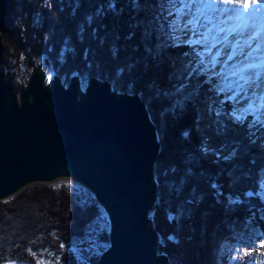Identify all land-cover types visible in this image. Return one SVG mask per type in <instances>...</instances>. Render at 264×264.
<instances>
[{
  "label": "trees",
  "instance_id": "obj_1",
  "mask_svg": "<svg viewBox=\"0 0 264 264\" xmlns=\"http://www.w3.org/2000/svg\"><path fill=\"white\" fill-rule=\"evenodd\" d=\"M102 3L103 0H19L17 9H13L12 19L9 17L10 21L16 19L18 22L15 31H10L15 37L13 49L23 57L22 63L28 71L37 61L41 62L43 69L50 67L53 71L56 68L55 64H59L60 58H63L64 62L59 66V73H55L57 76L96 78L108 82L113 90L119 93L140 97L156 126L161 144L155 167L157 199L151 210L152 222L158 233L157 252L167 255L170 264H218L217 259L226 239L241 236V232L236 236L234 226L239 223L243 225L246 214L253 215L258 211L257 202L260 199L257 195L261 187L257 176L260 167L264 166V160L255 153L243 158L239 163L244 169L251 168L253 176L232 183L234 177L227 174V170L232 165L223 162V153L219 156L209 155L201 158L197 151L201 133L197 129L203 128L209 117L214 115L205 112L204 99L206 96L212 97L208 103L224 99L223 96L217 97L209 92L208 85L201 88L200 98L190 104L186 110L173 111L168 98L162 94L157 97L155 89L150 91L148 88V85L154 82L163 91L170 89L171 84L175 83L168 80L171 69L167 63L159 67L150 63L146 70L141 67L131 74L125 72L117 79L114 75L117 65L122 63L126 56L142 53H133L131 50V45L138 41V34L132 41L124 40V36L129 31L130 16L126 0H121L118 5L125 9L120 16L109 13L97 17V10ZM91 24L95 27V34L89 29ZM115 35L120 37V44L127 45L126 49L122 48L119 52L118 60H113L108 50L109 43ZM101 41L104 43L101 44ZM184 51L188 49L180 47L169 50V53L173 57H179ZM97 64L101 65L102 70L97 69ZM2 67L7 71L20 68V66L12 67L6 61L2 62ZM203 79L204 77L199 78L201 83ZM129 80L136 82L134 89L125 86ZM190 82L196 83L197 77L193 76ZM23 87L20 85L18 88ZM225 108L229 109L230 104L226 103ZM185 131L190 133L188 137L183 135ZM244 133V128H238L234 133H230V137L243 139ZM213 143L218 144L219 140L216 139ZM253 156L258 159L256 165L250 163ZM189 157H193L190 163ZM188 167L192 168L193 176L183 193L177 196L170 190V186L185 175ZM172 169L176 171L173 172ZM235 175H239V170ZM211 181H215L220 187L212 189ZM239 187L240 204L229 207L226 198L230 193L237 197L236 188ZM78 188H81L78 192L83 199L78 197L77 191L65 185L47 190L45 195L50 197L52 210L51 212L48 210L44 219L51 221L45 219L46 221L41 222L40 226L36 221L30 220L31 213L21 221V228H14L13 223L17 221L19 214L15 216L16 211L9 205H0V264H9V262L37 264L41 254L50 255L54 261L59 260L60 264H82L83 262H79V255L82 259H87L88 264H97L100 255L108 247L107 230L100 231L96 236L97 242L103 246L98 255L94 256L89 253L90 251H83L90 249V245L83 246V243H87L86 238L90 228L100 218L102 209L89 191L80 186ZM192 189L198 194L202 193L204 198L189 205L186 201L190 198ZM247 192H252V195H246ZM24 199H18V202ZM39 200L42 199L34 200L37 201L35 204L29 200L28 209L31 210L32 205L41 207ZM44 201L49 202L47 199ZM182 202L186 211L181 216L178 214V205ZM205 215L208 220L204 223ZM232 227L233 230L230 229ZM169 235H174L178 243L169 241L167 239ZM75 243H81L78 256L71 250ZM61 244L64 245V249H61ZM244 264H248L247 259Z\"/></svg>",
  "mask_w": 264,
  "mask_h": 264
},
{
  "label": "water",
  "instance_id": "obj_2",
  "mask_svg": "<svg viewBox=\"0 0 264 264\" xmlns=\"http://www.w3.org/2000/svg\"><path fill=\"white\" fill-rule=\"evenodd\" d=\"M11 0H0V34ZM1 57V40H0ZM161 144L139 96L108 82L78 77L45 83L40 64L14 93L0 70V201L28 186L72 180L106 215L108 247L97 264H170L157 252L148 214L157 199L155 167Z\"/></svg>",
  "mask_w": 264,
  "mask_h": 264
},
{
  "label": "snow or ice",
  "instance_id": "obj_3",
  "mask_svg": "<svg viewBox=\"0 0 264 264\" xmlns=\"http://www.w3.org/2000/svg\"><path fill=\"white\" fill-rule=\"evenodd\" d=\"M120 3L121 0H103L96 16L122 15L125 9L118 7ZM126 3L130 16L129 31L124 40L132 41L138 34V41L131 45V50L142 54L126 56L115 68V77L119 79L125 72L131 74L141 67L146 70L150 63L157 67L167 63L171 69L168 80L175 83L163 91L154 82L148 88L150 91L155 89L157 97L162 94L168 98L173 111H184L197 101L204 85H208V91L215 96H223V100L212 103H208L212 97L204 99L205 112L214 115L209 117L203 128L197 129L201 133L197 151L201 158L223 153V162L232 165L227 170V174L234 177L232 183L252 178L253 170L244 169L239 161L253 153L264 160V51L260 45L252 46V36H247L243 42L237 37H245L248 22L253 19V8L264 13V0H126ZM119 41L120 37L116 35L109 43L108 50L113 60H118L121 49L127 47ZM180 47H186L188 51L179 57L170 55L169 50ZM96 67L102 70L101 65ZM193 76L197 77L194 84L190 82ZM200 77H204L202 83ZM135 83L129 80L125 86L134 89ZM227 102H230V108L226 110ZM238 128L245 129L243 139L231 138L230 133ZM183 135L188 137L190 133L185 131ZM216 139L218 144L213 143ZM192 159L189 157L188 162ZM250 163L256 165L255 156ZM237 170L239 175H235ZM192 176L193 170L188 167L185 175L172 183L170 190L179 196ZM259 176L264 177V166L260 167ZM259 184L264 187V179H260ZM210 186L212 189L220 187L215 181H211ZM245 194L251 196L252 192ZM203 198L202 193L192 189L186 203L191 205ZM226 203L233 207L239 205L240 200L230 193ZM185 211L182 202L178 205V214L182 216ZM167 239L178 243L174 235ZM60 247L64 249L63 244ZM257 252L264 256V239H261ZM246 255L253 258L251 253ZM37 264L53 262L37 259ZM55 264H60V261H55ZM83 264H88V260L84 259ZM257 264H264V260L257 261Z\"/></svg>",
  "mask_w": 264,
  "mask_h": 264
},
{
  "label": "rangeland",
  "instance_id": "obj_4",
  "mask_svg": "<svg viewBox=\"0 0 264 264\" xmlns=\"http://www.w3.org/2000/svg\"><path fill=\"white\" fill-rule=\"evenodd\" d=\"M18 2H19V0H11L10 6L12 8L11 7L9 8L8 25H7V28L5 29V31L0 34V40H1L0 70L3 71V73L8 72L11 74V85H12V88H13L15 94H18L19 90H21V88H18L20 85H23V86L25 85V83L28 79V76L32 70L31 69L28 71L26 69L25 65L22 63L23 57L20 56V54H17L13 49L14 48L13 44H15V37L13 35H11L10 31H12V30L15 31V29H16L15 26H18V22L16 19L10 21L9 17L12 19L13 15H14L13 9H15V10L17 9V3ZM252 21H254L255 24H259V22H262V24H264V13H260V12H257V10H255L253 13V20ZM94 28L95 27L92 26V24H91L89 29L92 33L95 34L96 32H94ZM20 29L22 31L24 30L22 27ZM86 34H88V33H86ZM60 60H61V62H60ZM60 60H59V64H55V67L57 69L55 68V70H53V71H52V69H50V67L43 69L41 62L40 61L36 62L37 64L41 65V69L45 75V83H47V81H49L53 76H56L66 86L69 83L70 78L78 77V76H72V77L68 78L65 75L64 76L63 75L57 76L55 73L56 72L59 73V71H58L59 66H62L63 62H64L63 58H60ZM3 61H6L9 65H12V67L20 66V68L18 67L17 70L7 71L2 67ZM90 79H92V78L88 77V76H84V77L82 76V78H79L83 90L86 88ZM16 85H19V86L17 87ZM110 86H111V84H110ZM111 89L113 90V87H111ZM257 179H259V180L264 179V177H260L259 173H258ZM63 185L68 186L69 188H72L74 191H77L78 197L83 199L82 195L79 194V192H78V189L79 190L81 189V188H78V186L82 187L79 183L72 181V180H57V181L50 183V184H36V185L28 186L25 189L19 191L14 196H12L6 200L0 201V205H2V206H8L9 205V207L11 209L16 211L17 214H15V216H17L19 214L17 217V221H16L17 223L15 221L13 223V224H15V225H13L14 228H21V226H22L21 221L22 220L24 221V219L27 217V214L30 215L31 213L32 214L30 216L31 217L30 220H32L34 222L36 221V223L40 226L41 222H44L46 220L48 222L51 221V219H46V218H45L46 220L44 219V216L46 215L48 210H50V212L52 210V205H50L51 204L50 197L48 195H45V192H47V190H49V189L53 190L54 188H60ZM82 188H84V187H82ZM236 189L238 190L237 197H239L240 196L239 195L240 194L239 193L240 187L236 188ZM257 197H258V199H260L257 202L258 211L255 212L253 215L246 214V216L243 219V225L239 223V224L234 226V228L236 230V236L239 235V232H241L240 233L241 236L240 237H231V238L226 239L225 243L222 245V252L217 259L218 264H222V262H225V264H244L246 259L248 260V264L249 263L250 264H257V261L264 260V256L260 255L257 252V248L260 244L261 239H264V187H261V190L258 192ZM23 198H25L24 200H26V201L22 200V202L19 203L18 199L20 200ZM36 199H42V200H39L40 201L39 204H42L41 207L32 205L30 208L31 210H29L28 207L30 204L28 203V201L32 200L34 202V200H36ZM44 199L49 200V202L44 201ZM251 199H253V198H251ZM35 202H37V201H35ZM35 202H34V204H35ZM26 206H27V208H26ZM38 209L41 211H39ZM36 210H38V211H36ZM35 212L37 214H35ZM148 216L152 220L153 214L151 211L149 212ZM206 220H208L207 215L204 216V219H203L204 223ZM210 223H212V222H210ZM216 224H218V223H216ZM218 226H217V229H219ZM230 229L233 230V227ZM7 230L12 232V230H10V229H7ZM100 231H106L107 237H108V222L106 219V215L103 211H102L100 218L91 226L90 231H89V235L86 238L87 243H83V246H85L86 244L88 246L90 245L89 247L91 250L89 253H91L94 256L98 255L100 252V249L103 248V246L100 245L96 239V236ZM218 233H220L219 230H218ZM195 243H197V242L195 241ZM80 244L81 243H75L71 249L73 251V253L76 254V256H78L77 255L78 250H79V248H81ZM246 253H251L253 258L252 259L247 258ZM79 256H78L79 262H83L84 259H82ZM234 257H235V259H234ZM38 259L49 260V261H52L53 264H55V261L52 259V257L50 255H47V254L41 255Z\"/></svg>",
  "mask_w": 264,
  "mask_h": 264
},
{
  "label": "bare ground",
  "instance_id": "obj_5",
  "mask_svg": "<svg viewBox=\"0 0 264 264\" xmlns=\"http://www.w3.org/2000/svg\"><path fill=\"white\" fill-rule=\"evenodd\" d=\"M255 10V9H254ZM253 11V10H252ZM44 25V24H43ZM255 31L257 32V33H255ZM262 31H263V29L262 28H259V27H255V26H253V23H252V21L251 20H249V22H248V28L246 29V35H245V37H237L238 39H240V40H242V39H245V38H247V36H252L253 37V39L250 41V43L252 44V46L253 47H255V45H256V42H255V39H257V38H259V36L262 34ZM65 32V31H64ZM249 32V33H248ZM71 35V34H70ZM26 40V39H25ZM243 42V41H242ZM27 43H29V42H27ZM263 45H264V41H263ZM261 48V51H264V50H262V47H260ZM13 55V54H12ZM46 55V54H45ZM73 55V54H72ZM79 55V54H78ZM53 57V56H52ZM23 62V61H22ZM17 70V69H16ZM50 72V71H49ZM109 76V75H108Z\"/></svg>",
  "mask_w": 264,
  "mask_h": 264
}]
</instances>
